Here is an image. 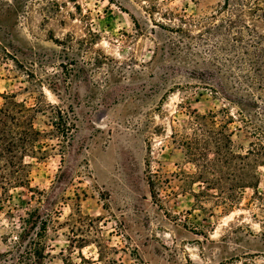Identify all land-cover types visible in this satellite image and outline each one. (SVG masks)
<instances>
[{
	"label": "rangeland",
	"instance_id": "374dc122",
	"mask_svg": "<svg viewBox=\"0 0 264 264\" xmlns=\"http://www.w3.org/2000/svg\"><path fill=\"white\" fill-rule=\"evenodd\" d=\"M239 3L0 0V93L59 105L74 124L62 138L48 107L34 122L51 147L27 159L30 186L55 211L46 264H264V167L257 193L225 208L215 189L194 196L195 165L172 137L190 136L194 114L232 107L218 85L236 82L242 43L238 28L213 25L237 15L264 35ZM214 148L199 150L211 159ZM31 194L13 192V219L0 211V252Z\"/></svg>",
	"mask_w": 264,
	"mask_h": 264
},
{
	"label": "trees",
	"instance_id": "16d2710c",
	"mask_svg": "<svg viewBox=\"0 0 264 264\" xmlns=\"http://www.w3.org/2000/svg\"><path fill=\"white\" fill-rule=\"evenodd\" d=\"M239 1L241 10L248 7L255 19H264V12H261L264 0H252L251 6L246 0ZM225 7H230V0H225ZM235 16H228L224 23L221 21L213 25V28L224 25L230 31L238 28L234 33L238 34L242 43L241 51L236 55L240 73L236 82L225 88L218 85L221 87L218 91L232 107L223 106L208 114L196 113L190 122V136L172 135L187 148L195 165V172L188 175L199 186L194 196L215 189L226 194L228 200L223 201L225 208L237 202L245 188H252L257 193L260 182L258 168L264 167V35L245 24L241 16ZM246 29L252 37L250 44L243 38ZM55 41L60 42L57 38ZM0 96L3 99L0 103V211L13 219V211L22 209L13 202V192L17 188L31 191L29 200L36 202L35 206L25 209L17 221L12 220L11 231L14 234L10 237L11 247L0 252V263L46 264L45 259L49 255L46 252V233L54 209L45 205L47 190L30 186L32 164L27 159H43L51 147L42 141L44 132L37 129L34 122L37 114H45L44 107H48L49 121L62 138H72L74 124L68 121L59 105L47 102L27 104L17 101L13 94L0 93ZM232 108L235 110L232 111ZM234 135L239 136L238 141L234 140ZM243 140L246 145L241 143ZM210 144L215 147L214 156L207 159L199 149ZM258 197L264 198V195ZM25 203L31 205L28 200Z\"/></svg>",
	"mask_w": 264,
	"mask_h": 264
}]
</instances>
